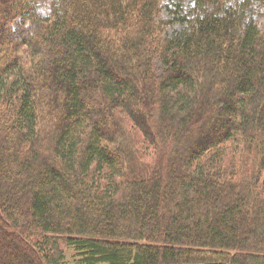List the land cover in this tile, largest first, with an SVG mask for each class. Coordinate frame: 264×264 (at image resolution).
<instances>
[{
    "label": "trees",
    "instance_id": "trees-1",
    "mask_svg": "<svg viewBox=\"0 0 264 264\" xmlns=\"http://www.w3.org/2000/svg\"><path fill=\"white\" fill-rule=\"evenodd\" d=\"M181 3L0 0V264H264V0Z\"/></svg>",
    "mask_w": 264,
    "mask_h": 264
},
{
    "label": "rangeland",
    "instance_id": "rangeland-1",
    "mask_svg": "<svg viewBox=\"0 0 264 264\" xmlns=\"http://www.w3.org/2000/svg\"><path fill=\"white\" fill-rule=\"evenodd\" d=\"M172 1L178 2L179 0H163V3L164 4H169ZM192 4H193V0H182V3H181L182 9L186 10ZM161 16L162 17H167L168 16L166 10H163V11L161 10ZM180 27L181 26L179 24H177V23L172 25V29H179ZM172 29L169 28L168 30H172Z\"/></svg>",
    "mask_w": 264,
    "mask_h": 264
}]
</instances>
